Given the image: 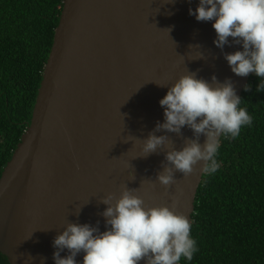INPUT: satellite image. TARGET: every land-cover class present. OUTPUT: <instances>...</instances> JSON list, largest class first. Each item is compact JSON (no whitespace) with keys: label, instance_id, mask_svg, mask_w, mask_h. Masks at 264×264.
Returning <instances> with one entry per match:
<instances>
[{"label":"water","instance_id":"obj_1","mask_svg":"<svg viewBox=\"0 0 264 264\" xmlns=\"http://www.w3.org/2000/svg\"><path fill=\"white\" fill-rule=\"evenodd\" d=\"M165 3L64 0L30 125L0 177V253L9 264H41V258L54 264L52 242L68 222L99 221L104 231L100 199H118L125 187L135 189L145 207L167 205L192 225L203 174L176 171L168 186L156 179L167 163L164 151L181 149L192 131L157 132L169 143L147 157H137L139 139L163 123L159 100L188 71L209 82L213 75L231 78L240 97L253 74L231 72L213 44L212 22L189 15L198 0ZM200 52L204 58L195 59Z\"/></svg>","mask_w":264,"mask_h":264},{"label":"clouds","instance_id":"obj_2","mask_svg":"<svg viewBox=\"0 0 264 264\" xmlns=\"http://www.w3.org/2000/svg\"><path fill=\"white\" fill-rule=\"evenodd\" d=\"M174 3L175 0H166L165 4ZM188 12L198 22H212L216 33L213 44L221 50L231 72L240 77L255 74L260 78L255 91L264 92V0H198L195 9L190 7ZM226 45L241 48L224 52ZM201 58L202 52L195 59ZM244 91L251 92L252 86L245 84ZM242 100L231 78L221 82L213 75L209 82L188 71L159 100L164 109L163 123L157 122L145 139L136 137L143 141L142 154L137 157H147L169 143L167 135H156L157 132L182 135V129L187 127L193 138H185L179 150L170 147L164 151L167 163L156 179L168 186L174 183L176 171L184 175L197 171L204 176L215 174L221 166L217 159L221 139H235L242 127L253 123L248 109L241 107ZM201 135L205 137L203 144L199 142ZM134 191L125 187L118 199L112 194L100 199L106 205L101 213L104 231H100L99 221L96 226L68 222L53 239L54 264H140L142 260L145 264H180L182 258L191 261L199 249L191 235L189 218L167 205L145 207ZM83 205L73 214L78 217ZM65 250L67 255L61 256ZM80 253L84 255L78 262ZM41 264H45L44 258Z\"/></svg>","mask_w":264,"mask_h":264},{"label":"trees","instance_id":"obj_3","mask_svg":"<svg viewBox=\"0 0 264 264\" xmlns=\"http://www.w3.org/2000/svg\"><path fill=\"white\" fill-rule=\"evenodd\" d=\"M64 0H0V177L30 125ZM250 76L241 107L253 117L222 138L220 168L204 176L191 235L198 252L180 264H264V92ZM0 264H9L0 253Z\"/></svg>","mask_w":264,"mask_h":264}]
</instances>
